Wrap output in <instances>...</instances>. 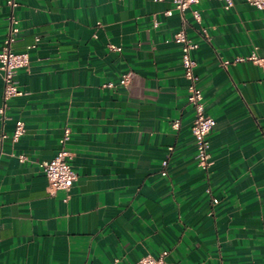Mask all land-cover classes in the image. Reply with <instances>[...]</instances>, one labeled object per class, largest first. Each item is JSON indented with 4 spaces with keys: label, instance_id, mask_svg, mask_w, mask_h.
I'll return each instance as SVG.
<instances>
[{
    "label": "crops",
    "instance_id": "crops-1",
    "mask_svg": "<svg viewBox=\"0 0 264 264\" xmlns=\"http://www.w3.org/2000/svg\"><path fill=\"white\" fill-rule=\"evenodd\" d=\"M194 8L201 23L173 0H19L14 49L31 62L16 76L23 94L0 115V264H136L163 251L167 264H264V71L235 60L264 55V9ZM9 14L0 0V52ZM183 26L216 119L206 170L175 40ZM126 72L128 85L104 86ZM3 87L0 73V107ZM19 120L26 131L13 148ZM65 125L79 178L49 197L37 162L62 148Z\"/></svg>",
    "mask_w": 264,
    "mask_h": 264
},
{
    "label": "built area",
    "instance_id": "built-area-1",
    "mask_svg": "<svg viewBox=\"0 0 264 264\" xmlns=\"http://www.w3.org/2000/svg\"><path fill=\"white\" fill-rule=\"evenodd\" d=\"M160 2L163 0H154ZM203 0H173L174 7L183 16L186 10L190 9L195 20L201 23L202 17L198 9L194 8ZM222 2L225 9H230L235 5V0H218ZM258 9H264V0H243ZM7 4L10 7V14L8 19V32L6 34L3 48L0 52V73L3 79V100L4 103L0 107V115L2 119H6L7 101L18 95H22L23 92L18 89V81L16 79L17 73L22 68H28L30 66V54L28 51L17 52L14 49V44L19 39L20 27L19 19L16 15V10L19 6V0H7ZM171 14V11L167 12ZM158 25V21L154 22ZM102 23L98 22L97 26H101ZM206 37H208L207 29H202ZM97 36V34H95ZM175 40L181 45V59L184 76L188 80V101L195 110V118L192 125V133L196 143L195 159L199 166L203 169H208L212 164L211 154V142L210 134L216 125V119L206 113L205 96L202 89L199 86L200 77L196 72L197 61L193 56V50L198 47V44L189 36L185 26L179 29L175 34ZM39 41V38H37ZM37 44L32 45L36 47ZM109 47L113 50L120 51L122 48L114 44H110ZM237 62L249 60L263 68L264 71V55H259L256 51L248 57H237ZM231 64L229 60H223V67L227 68ZM132 72L123 73L118 81L107 82L104 84L107 88H115L117 85L125 86L130 83ZM180 125L179 120L173 122V126L178 128ZM26 127L22 120L17 121L15 131L12 135L13 148H16V144L20 137L25 133ZM72 129L69 125L64 126V135L61 139L62 148L57 154L49 160L38 161V166L44 171L48 185L46 189V195L54 197L59 191H70L79 178V173L72 167L70 163L71 153L65 147V144L71 139ZM6 133L2 134V140L7 138ZM170 150H173L170 147ZM18 159L23 162H29L30 159L24 153L17 154ZM171 167L170 155L162 160L161 174L167 176L169 168ZM218 199L213 197V203H217ZM168 251H163L158 255H154L151 252L145 253L136 264H167L165 257Z\"/></svg>",
    "mask_w": 264,
    "mask_h": 264
}]
</instances>
